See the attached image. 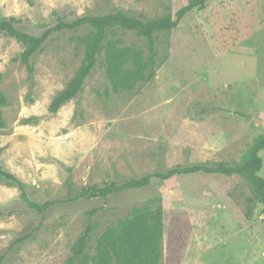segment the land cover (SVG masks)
I'll use <instances>...</instances> for the list:
<instances>
[{
  "label": "rangeland",
  "instance_id": "1",
  "mask_svg": "<svg viewBox=\"0 0 264 264\" xmlns=\"http://www.w3.org/2000/svg\"><path fill=\"white\" fill-rule=\"evenodd\" d=\"M185 1L0 0V19L14 17L17 28L38 35L58 16L71 21L122 10L152 19ZM91 32L53 33L32 57V72L20 61L25 44L0 32V91L8 99L0 166L23 181L31 199L65 200L68 177L74 195L86 184L177 165L234 164L264 133V0H210L157 33L156 75L131 91H112L102 49L81 92L51 112L50 101L78 69ZM109 38L145 48L131 31ZM259 154L264 178V149ZM249 198L243 178L197 172L107 199L56 202L40 215L0 176L1 264H66L90 211L92 254L108 226L146 203L185 211L192 231L178 264H264V205Z\"/></svg>",
  "mask_w": 264,
  "mask_h": 264
},
{
  "label": "trees",
  "instance_id": "2",
  "mask_svg": "<svg viewBox=\"0 0 264 264\" xmlns=\"http://www.w3.org/2000/svg\"><path fill=\"white\" fill-rule=\"evenodd\" d=\"M208 1L210 0H186L173 14L152 19L129 15L122 10L106 14H84L71 21L58 16L53 25L45 28L38 35L20 30L15 26L17 20L14 17H7L0 19V32L13 36L25 44L20 61L28 72H32V57L53 33L84 27L92 29V32L84 37V55L78 69L50 101L49 110L55 112L61 105L81 92L102 49L105 74L113 92L131 91L139 83L152 80L158 67L156 34L174 29L188 12L202 9ZM116 30L131 31L143 38L145 48L134 44H124L119 38L110 39L109 34ZM7 102L6 95L0 91V125L4 124L2 107ZM262 149H264V133L253 140L240 161L234 164L217 162L177 165L127 178L119 183L110 181L103 185L86 184L74 195H72L71 180L68 177L66 183L69 188V197L65 200L35 201L29 197L25 184L16 175L0 166V176L14 183L25 204L40 215H43L56 202L107 199L111 194L140 188L153 180L163 181L173 176L197 172L239 176L246 180L251 188L253 198H249V201L264 205V178L258 173L262 167V157L259 154ZM92 215L93 211H90L83 231L72 245V255L66 264H160L162 262L178 264L185 254L191 237V225L184 210L166 209L160 204L152 206L146 203L135 206L129 216L108 226L95 240L94 252L90 254L88 247L94 229ZM1 260L2 256H0V264Z\"/></svg>",
  "mask_w": 264,
  "mask_h": 264
}]
</instances>
